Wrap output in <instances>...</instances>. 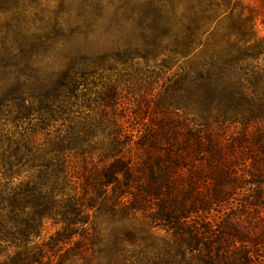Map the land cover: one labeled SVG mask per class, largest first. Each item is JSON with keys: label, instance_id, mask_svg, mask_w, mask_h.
<instances>
[{"label": "trees", "instance_id": "obj_1", "mask_svg": "<svg viewBox=\"0 0 264 264\" xmlns=\"http://www.w3.org/2000/svg\"><path fill=\"white\" fill-rule=\"evenodd\" d=\"M102 2L87 4L93 22ZM239 6H121L144 54L73 58L49 86L45 72L27 74L24 53L3 66L19 69L22 86L0 107V264L95 253L109 264H264V37ZM189 107L218 126H199ZM100 215L170 239L140 245V231L127 229L109 242L92 224Z\"/></svg>", "mask_w": 264, "mask_h": 264}, {"label": "rangeland", "instance_id": "obj_2", "mask_svg": "<svg viewBox=\"0 0 264 264\" xmlns=\"http://www.w3.org/2000/svg\"><path fill=\"white\" fill-rule=\"evenodd\" d=\"M139 1L141 0H103L104 10L97 22H93L87 16L89 12L87 4L97 0H0V107L7 100H12L18 88L22 86L18 85L16 75L19 69L15 68L13 71L3 68L7 63L16 61L19 53L31 58L27 74L36 76L37 70L45 72L48 86L51 85L52 79H56L51 74L63 71L73 58L78 60L86 57L95 60L129 47L144 54L143 41L139 35L140 29L135 24L136 20L127 21L119 10L121 6L126 10L133 9L135 3ZM239 4L240 19H245L252 12L255 15L257 35L259 38L264 37V0H239ZM117 21L120 23L118 28ZM229 24H225V27H233ZM110 27L116 29L112 30ZM210 42L214 48L221 45L220 40L217 42L216 39H211ZM7 51L15 56H8ZM135 63H140V67L144 69L148 68L143 59ZM149 65L150 68L155 66L154 63ZM135 67L137 68L138 65ZM153 94L157 93L153 92ZM155 96H147L148 101L154 100ZM185 113L189 118H194L199 126H218L215 119L201 115L190 107ZM92 224L99 231L100 237L108 239L109 242L113 241L112 236L115 234L124 237L127 229L140 231L141 237L145 238L144 241L138 242L140 245L156 244L162 248L170 239L159 230H148L143 222L134 218L121 220L100 215L93 219ZM55 231L56 228L49 227L48 237ZM132 242L133 239H126L128 246H131ZM151 251L153 256L156 250L151 249ZM110 262L114 261H110L107 255L95 253L86 260L76 261V258H68L64 264H109Z\"/></svg>", "mask_w": 264, "mask_h": 264}]
</instances>
